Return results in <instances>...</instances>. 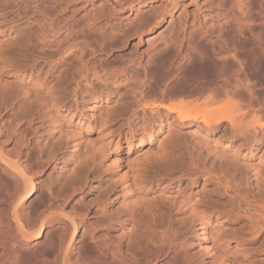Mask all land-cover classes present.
Segmentation results:
<instances>
[{
    "label": "bare ground",
    "instance_id": "6f19581e",
    "mask_svg": "<svg viewBox=\"0 0 264 264\" xmlns=\"http://www.w3.org/2000/svg\"><path fill=\"white\" fill-rule=\"evenodd\" d=\"M153 1L139 3L140 20L154 14ZM173 2L176 7L178 0ZM228 2L224 25L216 33L166 42L169 47L148 64L139 61V70L122 71L125 76L142 71L128 118L143 122L135 145L131 130L115 137L110 115L96 121L95 115L80 116V82L75 76L62 81L73 68L67 67L68 58L56 61L48 49L54 40L89 68L106 44L126 40L153 21L144 20L132 31L108 32L109 21L61 19L54 1L0 0V264H154L162 249L172 255L170 264H193L184 256L180 237L189 227L199 233L203 251H214V264H264V0L244 5L250 24L261 28L258 34L249 23L244 31L241 8L233 0H218L217 6L226 10ZM113 3L122 8L128 0ZM161 16L155 15V21ZM228 32L239 37L244 58L227 45ZM103 62L95 61L101 68ZM46 65L64 69L55 78ZM37 123L48 129L43 140ZM98 126L101 133L91 136ZM166 132L170 145H160L155 159L140 151L144 156L124 162L123 146L128 152L141 149ZM61 138L72 148L62 164L64 179L58 190L49 186L40 193L36 179L55 167L65 145ZM100 171L94 187L98 201L83 205L89 175ZM242 174L251 176L256 190L249 193L261 208L249 219V228L235 232L231 213L207 197V187L195 191L190 186L201 179L224 184L232 203L239 205ZM85 224L90 229L81 234ZM113 230L119 240L107 237ZM229 248L239 257L231 258Z\"/></svg>",
    "mask_w": 264,
    "mask_h": 264
},
{
    "label": "rangeland",
    "instance_id": "374dc122",
    "mask_svg": "<svg viewBox=\"0 0 264 264\" xmlns=\"http://www.w3.org/2000/svg\"><path fill=\"white\" fill-rule=\"evenodd\" d=\"M47 1H54L57 7L56 15L60 16L61 19L63 18L68 22L78 21L81 24L102 22L101 25H103L105 21H109L111 28L108 30V32L116 31L117 33H123L124 31H132L131 28L134 25L141 24L144 20L147 22L153 21V24L148 23L150 25L147 24L145 28H141L142 26H139V32L129 33L126 37V40L120 38L116 39L112 43L106 44L104 46V51L97 53L94 56L95 58L92 60L94 64L89 68L86 66L85 62L79 61V59L73 54H65L63 45L59 47L57 45V42L49 39L51 41V44H49L48 50L53 53L55 60L59 61L68 58L67 67L73 68V71L71 73L64 75V78L62 77V81L64 82L65 79L71 80V78L75 76L76 80L80 82L81 90L79 92L78 105V108L80 109V116L82 118L84 117L83 119H87V117L90 118L92 115H95L93 119L96 121L98 119L100 120L101 115H110V122L113 127L115 137L117 138V136L122 132V135L125 136V133H130L132 131V135L128 134V136H133V144L135 145L138 144L139 139L141 138L139 130L143 122L139 120L137 121L138 123H136V121H130L128 118L130 117L129 110L131 108V104H135L136 101L134 93L137 91V87L134 83L141 80L142 71H139V73H133L132 71H129L130 75L128 76H125L122 71L125 68H130V70L136 68L139 70V61L142 65L148 64L151 60L154 59L156 53L161 48L163 49L169 47V45H166V42L174 43L175 41L183 40V42H187L188 38H190L192 34L195 37L194 38L192 36L194 40L197 41L198 36L200 38V33H216V31L224 25L225 17L228 13L227 9L232 3H229V1L228 6L226 4L225 10L224 7L219 8L217 6L218 0H178V5L176 7H174L175 3L173 2V0H155L153 1V4L155 6L154 14L147 15L145 18H142L140 20V12L137 10L139 8L138 5L141 2H150V0H130V2H132L133 4L128 0V4H126L122 8L116 7L113 3V0ZM236 1L233 0V4L237 5V7L239 9L241 8L242 10H239L236 6H234V8L237 12L239 10L238 13L239 16H241L239 17V24L242 22L241 26L242 28L245 27L243 28L245 31L246 27H248V23H253L252 21H250V18H248V9H246V7L244 6L247 0ZM131 4L134 6L133 8L131 7ZM241 4L244 6V9H246V13L243 11L244 9ZM169 5H171V8L169 7ZM167 7L170 8V12L166 10ZM161 14L162 16L157 21H155L154 16H160ZM240 14H246L247 17ZM243 17H245L247 21ZM253 25H255L254 31L256 32V34H258L261 31L260 26L257 25L260 28L259 29L258 27L256 28L255 23L250 24V26ZM243 29L241 30L243 31ZM35 30L36 29H34V31ZM225 34L226 35H224V39L227 42V45L231 48L233 47L232 49L235 51L232 52L237 53L238 55L240 54L239 56L242 58L243 56H241V53L243 54V52L241 51L242 48L240 45L239 37L232 32H228V35L227 33ZM57 39L58 36L55 38V40ZM61 39L62 38H60L59 40ZM205 46L207 48L209 47V45L206 44L204 45L205 49H207ZM170 48L171 49H169V51H171L172 54L174 51L172 50V47ZM236 48H238L239 50ZM173 54H175V52ZM100 58L104 60L102 68L99 63H95V61L100 60ZM63 69L64 67H56L54 69H50L46 65L45 71H50L54 74L55 78H58L60 77L61 71ZM68 76L69 78H67ZM258 78L263 79V73H261ZM70 80L68 84L72 83ZM72 103L73 102H71L70 105H72ZM18 112L24 113V110H18ZM9 119L10 117H6L5 121L8 122ZM129 121L131 122L130 125L128 124ZM38 124L40 125V123H37L36 125ZM47 130L48 129H44L40 125V127L38 128V136H40V140L44 139ZM100 131L101 129L98 126L97 131H94L90 135L93 137H97L98 134L101 133ZM57 137H59V135ZM166 137H169V134L167 132L159 139L160 141H155L154 143L148 144L141 149L136 148L135 150L134 148L130 152H128L127 146H123L121 148V155L125 160L124 162H127L126 160H128V162H130V160L133 161L132 158H134L135 160L138 155L140 158V156L143 154L147 156L146 159L148 157L151 159H155L158 155L157 153H159V149H162L161 147H168L170 145L169 142L171 140L169 139L171 138L167 139ZM63 139L66 140V138H61L65 145L60 143L64 146L62 147L60 145V148L63 149H60L61 153L59 151L57 155H60L64 158H67L66 155H68V158L63 159L59 156V160H57L53 165L55 167L53 169L46 168L44 173H42L43 175L41 174L36 179L37 186L39 187V189L41 188L40 193L47 190L49 186L54 188L55 190H58L59 182H62V179H64V176L61 173V168L64 165V160L67 161L69 159L72 148L69 147L70 145H67L66 142L68 140L65 141ZM124 140L125 139L123 138V143ZM160 145L162 146L160 147ZM67 147L71 150H68ZM261 153H264V148L262 149ZM112 155H114L113 152ZM128 157H131L130 160ZM141 160L145 159L143 158ZM79 163L77 164L79 165ZM101 173L102 172L100 171V173L96 175H89L88 185L90 186H88L84 194L81 196L83 205H96L95 203L98 201L99 194H97V192L94 190V187L97 186L96 184H98L99 180L101 179ZM185 184H189L188 181L187 183L185 182ZM237 184L242 186L241 202L239 203V205L232 203L230 194L226 193L224 190V184L217 183L215 181L204 182V179H201L198 184L192 185L190 186V188L197 191L205 185L207 187V190L205 191L207 197L211 200H214L215 202H218L221 211L226 210L227 212L231 213L232 224L233 226H235L233 231L240 232L242 229L250 227L249 219L252 216L255 217L256 215H259L261 206L257 203H253L251 194L249 193V191L251 190H256L254 182H252V178L249 174L240 175L237 179ZM37 196H39V192L33 197V199H36ZM114 197L115 196H113V198ZM75 202L76 201H74L73 204H75ZM78 202L80 203V199H78ZM175 227L178 228V224L176 225L175 223ZM85 228L86 230L90 229L88 224H85L81 231L79 230L81 234L83 233ZM51 231L52 230L49 231L51 234L49 232L47 233L48 235L50 234L51 236H53ZM88 235L89 234L86 233V238L88 237ZM118 235L119 232L113 230L108 233L107 237L113 240H119ZM198 236L199 233L193 227H189L188 230L182 232L180 237L181 241L184 243L183 251L185 258L192 261L193 264H214V260L216 258H212L214 251L212 253L203 251L198 246ZM44 239L45 237L41 240L44 241ZM215 247L216 244L213 243V248ZM218 247L219 246H217L215 250H217ZM228 250L230 251L229 256L231 258H237V256L239 257V254L233 248H229ZM162 253L163 255L161 254L162 256H160V259L155 260L154 264H170L169 259L172 255L163 251V249Z\"/></svg>",
    "mask_w": 264,
    "mask_h": 264
}]
</instances>
